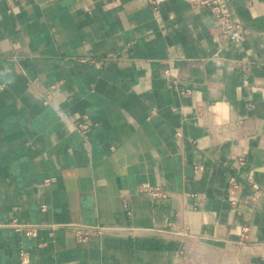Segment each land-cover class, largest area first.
Returning a JSON list of instances; mask_svg holds the SVG:
<instances>
[{
    "label": "crops",
    "instance_id": "obj_1",
    "mask_svg": "<svg viewBox=\"0 0 264 264\" xmlns=\"http://www.w3.org/2000/svg\"><path fill=\"white\" fill-rule=\"evenodd\" d=\"M199 2L0 0V264H264V0Z\"/></svg>",
    "mask_w": 264,
    "mask_h": 264
},
{
    "label": "built area",
    "instance_id": "obj_2",
    "mask_svg": "<svg viewBox=\"0 0 264 264\" xmlns=\"http://www.w3.org/2000/svg\"><path fill=\"white\" fill-rule=\"evenodd\" d=\"M155 5L157 0H148ZM199 6L210 10L214 15L215 24L211 27V33L215 38L219 51L229 49L231 47H240L246 40L247 30L244 24L231 17L227 11V0H200ZM110 56L113 53L109 54ZM2 85L0 84V88ZM89 128V123L75 120V129L80 133L85 134ZM235 184V183H234ZM144 191L154 195H159L158 189H153L149 186L144 188ZM18 230H23L27 235L35 236L38 234V226L34 224H20L14 222L12 224ZM104 227H98L96 230L104 231ZM90 230L77 228V236L79 239H84L89 235ZM21 264H30L28 254L24 251L20 254Z\"/></svg>",
    "mask_w": 264,
    "mask_h": 264
},
{
    "label": "rangeland",
    "instance_id": "obj_3",
    "mask_svg": "<svg viewBox=\"0 0 264 264\" xmlns=\"http://www.w3.org/2000/svg\"><path fill=\"white\" fill-rule=\"evenodd\" d=\"M196 251H198V250L196 249ZM203 253H204V254H207L206 250H205ZM190 264H192V263H190Z\"/></svg>",
    "mask_w": 264,
    "mask_h": 264
}]
</instances>
